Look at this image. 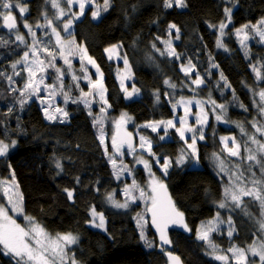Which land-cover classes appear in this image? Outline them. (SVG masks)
I'll return each instance as SVG.
<instances>
[{
    "label": "trees",
    "instance_id": "obj_1",
    "mask_svg": "<svg viewBox=\"0 0 264 264\" xmlns=\"http://www.w3.org/2000/svg\"><path fill=\"white\" fill-rule=\"evenodd\" d=\"M22 1L23 5L28 6L25 22L33 26L36 40L39 41L36 47L42 57L49 60L50 57L42 49L47 47L50 51H56L51 27L35 25L46 24L45 14L48 20H53V14L57 11L50 0ZM97 2L104 5V0ZM184 2L186 6L183 8L176 6L175 2L171 8H166L165 0H110L107 11H103L102 6L100 19L95 20L91 11H87L73 21V28L69 31L71 36L67 34L68 37L74 39L77 45L85 46L103 72L107 101L111 107V112L105 118L106 124L98 119L102 114L98 105L90 104L88 99L89 104L84 103L86 97H83V93L90 90V85H75L68 78H63V90L56 89L59 97L57 104L63 106L67 117L56 113V121L46 119L44 108L48 105L43 100L46 95L39 99L33 95L21 105L20 101L27 96V93L21 95L27 75L23 68L13 70L12 64L30 49L33 40L25 43L16 40L10 29L4 26L3 17H0V73L3 74L0 75V140L8 144L16 142L14 149L0 157V180H12L11 174L15 173V181L23 194L25 213L48 234L72 233L77 237L76 246L69 252L70 256L74 252L77 264H168V251L179 255L184 264H222L214 259L208 242L197 238L201 226H206L211 219L216 220L217 213L220 220L216 223L220 228L218 232L212 231L209 240L218 246L216 254L229 256V264L234 262L231 260L232 253L227 252L228 248L247 249L255 242L264 240L260 229V221L264 217L261 216L259 201L247 197L242 199L241 207H235L231 200L228 209L218 207L219 203L229 201L225 199L224 189L231 181L229 175L220 171L213 156L215 153L225 161L228 172H234L233 165L239 164L248 187H252L249 182L252 178L249 180L248 177L253 172L255 178H261L260 166L254 161L240 160L230 157L226 151L222 152L224 145L220 138L234 137L241 144V156L247 155L243 147L245 142L254 151L257 149V145L249 141L250 135L264 142V136L253 127L254 122L257 127L264 126V116L259 111L264 103L258 95L264 90V46L253 41L248 46L249 51H244L236 38H232L227 42V51L219 50L215 27L224 21L226 7L232 9L231 30L246 24H257L264 19V0ZM23 24L20 31L26 34L27 28ZM173 24L179 29L177 34L175 29L170 28ZM61 32L64 33L62 29ZM177 35L179 39L174 42L173 37ZM168 42H171L179 59L168 55ZM114 45L119 46L120 56L127 59L133 72V82L128 84L129 88L139 90L137 97L131 101L126 100L120 86L118 71L121 65L110 60L105 51ZM189 60L195 69L192 74H184L181 68L187 66ZM54 63L66 74V68L60 67L58 60ZM213 64L218 67H213ZM254 67L261 72L260 81ZM14 72H19V75ZM49 73L50 83H56L55 69L49 67ZM7 76H11L14 83L10 84ZM198 76L204 83L195 94L190 87L191 81ZM165 80L176 87H169ZM64 92L69 96L67 102ZM192 96H197L201 102L212 104L215 101L216 105L222 104L227 110L225 114L212 104L222 113L224 122L217 121L212 111L208 110L209 122L203 135L205 140L198 142V167H193L194 161L184 165L176 163L182 150L185 153L190 151L175 132H172L170 141H161L158 135L143 128L150 122L173 119V105L180 98ZM73 100L79 102L74 103ZM123 113H127L133 121L131 130L139 128L138 132L152 143L154 155L149 158L150 163L155 158L161 162L168 158L173 164L162 183L167 186L177 209L184 214L188 228L175 225L170 229L167 236L171 243L166 246L159 242L152 230L149 211H139L141 206L134 205L132 200L128 208H117L107 199L108 195H112L122 203L126 196L123 189L128 188L127 185L135 181L142 186L150 180L148 173L150 176L160 174L154 165L155 173L145 171L144 165L135 167L136 162L131 159L115 157L113 149L105 151L99 138L101 127L103 133H107L111 127L115 132L117 119ZM61 119L64 122H60ZM124 123V130L132 134L134 145V133L127 128L131 125L126 120ZM237 125L242 126L247 135ZM200 129L198 126L197 133ZM229 145L232 147V143ZM126 146H122L120 152ZM256 154L260 159L261 154ZM110 157L116 160L115 167ZM187 157L192 159L191 156ZM57 163L61 168L56 167ZM250 164L253 165L251 172L248 171ZM117 169H123L119 172V178ZM131 171L134 180L123 179ZM65 189L73 192L71 199ZM6 200L7 197L0 190V204L5 206ZM92 208L103 214L104 228L92 227ZM138 216L148 221L144 225V232L152 247L141 239ZM229 217L231 224L228 223ZM230 228L233 229L231 237L228 236ZM0 264H16L13 256L5 255L1 246Z\"/></svg>",
    "mask_w": 264,
    "mask_h": 264
},
{
    "label": "snow or ice",
    "instance_id": "obj_2",
    "mask_svg": "<svg viewBox=\"0 0 264 264\" xmlns=\"http://www.w3.org/2000/svg\"><path fill=\"white\" fill-rule=\"evenodd\" d=\"M52 7L56 8L58 10L57 15L58 17H63L67 14L63 8L60 7V3L58 0H50ZM87 3H93L94 0H66L67 5L69 6V9L74 3L79 4V15L76 13H72V19H69L67 22L63 25V31L67 32L69 36H71V32H69V29L72 25L73 19H78L80 15H83L84 9ZM173 2H175L176 6H186L184 0H165L164 6L166 8H171L173 6ZM110 4V0H104L103 5V11H107ZM18 8L19 12L23 14L26 12V8L20 7L19 3H13V0H0V17H3L4 26H6L8 29H17V23H16V17L13 15L11 9ZM8 10V11H5ZM228 22H231V12L232 9L226 7L224 9ZM101 12V8L99 5L96 6L95 10L92 11L91 15L93 18H98ZM46 24L40 25L36 24L35 27H51L52 33L56 37V46L59 47V55L63 58L64 63L68 65V69L72 68L71 61L69 60L68 56L73 53L74 49H77L79 51V58L81 62L86 59L88 64H91L96 69V74L98 75V79L93 81L91 79V76H85L84 79L88 80V83L91 85V88L95 90V92H86L83 93V97H93L96 96L99 97V100L103 103H107V100L105 99V93L107 89L104 86L103 83V72L101 71L100 67L96 64V61L87 55V50L83 46H78L75 44V41L68 40L64 41L61 38L60 32L57 31L55 27H52V21L47 19V14H45ZM23 26L28 29L29 34L33 37V42L31 46V51L35 59L31 60L29 62V53L26 51L23 54V58L21 60H18L16 63L12 64L13 70L17 68V64L25 63L27 62V72H28V79L24 84L23 91L21 92V95L24 96L25 93H27V96L25 99L21 100L20 103L23 105L28 98L35 95L38 99L40 98V92H41V85H44L45 89H52V91L49 92L50 97H54L57 95V92L55 89L59 88L60 90H63L64 84H63V77H64V71L61 70V68L56 67L54 61L57 58V53L51 52L48 50L47 47H44L42 51L47 53V57H50L48 60V63H45V59H41L38 55L37 47L36 45L39 43V41L36 40V33L33 30V26L29 25L27 22H24ZM264 26V19H262L258 25H252L251 27L254 28L257 32V34L260 36L261 40H264V30H262V27ZM220 32L221 35H223V30L227 27L226 23L220 24ZM249 25H244L241 29L237 30V35H240L241 33H244L243 40L248 39L247 33H245V29L249 28ZM170 28L175 29L176 32H179V29L176 27V25H170ZM179 39V36L176 37ZM16 39L21 41L22 43L25 42L24 36L19 33L17 30L16 33ZM155 47V46H154ZM217 47H223V43L218 40L217 41ZM67 49V54H65ZM106 52H108L109 59H111V53L116 51L115 47L105 49ZM163 54V53H162ZM168 55L175 56L177 59H179V55L176 53L175 49L172 48L171 42H168ZM124 59V64L127 68L128 61L126 58ZM213 67H218V65L213 64ZM47 67H52L55 69V72L57 73V76L55 79L59 81V83H53L51 85L45 84V77L39 76V73H43L46 71ZM194 65L192 64L191 60L188 61L187 66H182V70L185 72V74H189L192 70H194ZM254 71H256L257 77H261V72L254 67ZM81 72H87L86 67H81ZM15 75H19V72H14ZM0 75H3L0 73ZM38 77V78H37ZM73 81H78L81 79V77H77L75 74H72L71 76ZM221 78L223 79V74L221 73ZM6 79L11 83H14L11 76H7ZM123 77H121V87L123 88ZM193 84L199 86L204 83V80L202 78L194 79L191 81ZM165 84L168 85L171 88H175V84H171L169 81L165 80ZM228 87H231L228 85ZM13 91H19V89H13ZM83 91V90H81ZM127 92V89H125ZM139 90L133 87L131 92H127L128 97H131L133 92H138ZM64 100L67 102L69 99L68 93L64 92ZM261 102H264V90H261L258 93ZM157 100H159V97L157 96ZM73 102H79L78 100H73ZM44 101L41 100V104H43ZM85 105L89 104V101L87 99H84ZM180 105L184 107V115L182 117L177 118V121L180 125V127L176 126V123L173 120H167V121H159L150 123L148 125H145L146 127H150L152 131H157V129L160 127V125H164L165 127V135L167 128L172 127L176 128L177 133L179 134L180 138L182 140H185V143L188 144V148L191 150L188 153H185L183 150L181 151V154L176 160L177 164H183L186 162V157L191 156L193 161L198 163L199 161V155L198 151L196 149V139H204L203 132L200 131L197 133L196 128L189 126L188 122V116L191 114L190 112V106L193 104V100H184L181 98L180 101H178ZM195 103L200 105L201 113L200 115L196 116L195 123L199 125H203L207 122V113L204 112L203 109V102L196 101ZM212 104L215 105V107H218L220 109H224L225 106L220 104L216 105L215 101H212ZM176 105H173V108H175ZM53 108V105L49 104L47 107L44 108V113L46 119L50 121H56L58 119L56 113H60L62 117H67L68 113L65 112L62 108L55 107L54 110L50 113L49 109ZM101 111H104L103 108H101ZM260 114L264 116V106H260L259 108ZM91 115V113H89ZM127 114H124L121 116L120 121L117 122V128H120V126L124 123L125 116ZM216 120L219 121L222 119V116L217 115ZM60 122H64L63 119L60 120ZM99 123V121H97ZM238 127H241V132L244 133V129L242 126L237 125ZM253 127L256 128V131L259 132L262 136H264V126L257 127L256 123L254 122ZM101 135H100V141L103 144L104 143V134H103V128L101 127ZM192 133L191 136V143H188V140L185 137V133ZM247 135V133H244ZM119 135V134H118ZM160 139H164V136H161ZM221 142L224 145V148L221 149V151H226L230 157H237L240 160H247V161H254L256 165L260 166L261 171V178L257 179L255 178V173H252V179L249 181L252 185V187H248L247 183H244V175L243 172H241L240 165L234 164L233 167L235 169L234 172H228L225 167V161L221 160L220 157L213 153V156L215 157L217 161V166L219 167L221 172H225L227 175H229V180L231 183L225 187L224 189V195L225 199H230L232 203L235 205V207H241V204L243 203L242 198L244 196L251 197L253 200L259 201L260 207L262 210H264V142L258 140L255 135L249 136V141L252 144H256L258 147L256 151H254L252 148L248 146V143L245 142L244 144V151L247 153L246 156H241V144L236 142L234 137H221ZM229 140L232 141V147H229ZM127 145L129 149H132L134 152L135 149H133L132 145V134L125 132L123 136L119 138V143L117 142V136L114 135L112 137V147L116 149L117 152H120V149L122 146ZM12 147H15V141L12 142ZM140 148L146 149L150 154L151 153V142L146 140L145 137H140ZM9 151V144L4 143L2 140H0V157L5 156ZM105 151H107V147H105ZM257 152L261 154V158L258 159ZM123 155V153H121ZM112 164L115 167L116 160L112 159ZM144 164L145 168H149L150 166L147 161L142 160L140 161ZM157 162H159L157 160ZM171 161L166 160L163 167V170L165 174H167V168L169 167ZM57 168H61V165L59 163L56 164ZM253 165L250 164L248 167V171L251 172ZM123 169H117L116 175L117 178H119V172ZM12 181L11 183L8 180H0V190L3 191L4 196L7 197V203L11 206V211L15 212L16 214H23V194L19 191V184L15 181V173L12 174ZM154 176V174H152ZM133 188H136L140 192V197H145V192L143 189H140L138 185H136L135 181H133L132 184ZM67 192L68 198L71 199L73 196V192L65 189ZM125 194L129 195V189L125 188ZM151 193L152 195L148 197V199L151 200V207L148 208V211L151 212V224L156 228L157 232L160 235V241L163 244H170L171 241L168 239L167 236V228L170 224H176L180 225L181 227H184L187 229V225L184 223V214L180 211H178L172 202L171 198L167 194V189L165 185L162 182H159L155 179L152 180L151 184ZM107 199L113 203V205L117 208H128L127 201L125 203H120L118 201H115L113 199L112 195H108ZM227 205L225 202L219 203V208H225ZM246 211V209H243ZM91 215L94 218V225L99 228H104L105 226V219L102 213H97L95 208H92ZM262 215H264V212H262ZM25 219L29 222V226L22 227L17 221L13 218V216L9 215V208L5 207L4 205L0 204V246H2L5 255H11L16 261V264H68V261H71V264H77L76 260L74 259V254L72 256L69 255L67 248L70 245H73L77 242V237L74 236L72 233H66V234H60L57 233L55 237H52L50 234L46 232V230L41 227L39 224L34 222V219L30 216H25ZM98 220V223L96 222ZM220 220L219 213H217L216 220L210 221L209 226L207 230L205 229V226H201V232L198 233L197 238L203 241H207L209 244V247L212 249V254L214 256V259L221 261L222 264H229V256L224 254H216L218 251V246L209 240V232L215 231L216 228L214 225H216V222ZM222 222V221H220ZM148 223L147 220L144 219L143 216L137 217V225L140 228V236L141 239H143L148 247H152L153 244L151 241H149L145 235L144 232V225ZM228 223L231 224V218L229 217ZM260 229L262 232H264V220L260 221ZM233 234V229L228 230V236L231 237ZM227 252L232 253L231 260L234 262V264H257L256 260L249 261V257L247 253H250L251 256L259 257V264H264V240H261L259 243H254L253 245H250L247 249L239 248V247H230L227 249ZM171 257V254H169ZM173 260L178 261L177 257H171Z\"/></svg>",
    "mask_w": 264,
    "mask_h": 264
},
{
    "label": "rangeland",
    "instance_id": "obj_3",
    "mask_svg": "<svg viewBox=\"0 0 264 264\" xmlns=\"http://www.w3.org/2000/svg\"><path fill=\"white\" fill-rule=\"evenodd\" d=\"M24 1H26V0H24ZM97 1L98 0H94L93 3H87L86 2V6H85V9H84L83 15L87 11H91V13H92V11L95 10V8H96L97 5H99L100 8H102L103 5L102 4H99ZM17 2L19 3L20 7H24L22 0L21 1H19V0H13V3L14 4L17 3ZM58 2L60 3V7L63 8L65 10V12H67V14L64 15L63 17H58L57 13L53 14V20H51L52 21V27H56L58 25L56 27V29H57L58 32H60L61 38L64 41L72 40L70 37H68V35H67L68 33L67 32H64V31H63L64 33H62L61 32V29L63 30L64 23L67 22L70 19V17H72V13H76L77 15H79V4L78 3H74L71 6V8L69 9V6L67 5L66 0H58ZM24 8H26V7H24ZM27 9H26V12H24L23 14H21L19 12V9L18 8H15L14 7L13 9H11L13 15L16 17L17 29H11L10 32L16 37V33H17V30H18L19 33L24 36L25 42L27 40H30V41L33 40V37L29 34L28 29H27L26 34L23 31L22 32L20 31V25L23 24V21L25 22L26 15L28 14ZM54 9H56V8H54ZM5 11H8V10H5ZM56 11L58 12L57 9H56ZM101 13L102 12H100V14ZM83 15H80L79 18H81ZM96 19H100V15H99L98 18H95V20ZM74 20L75 19L72 20V25H71L69 31L73 28V25H74V22L73 21ZM20 22H22V23H20ZM223 23H226L227 24V27L223 30V33H224L223 35H221L220 27H219L221 23L215 27V31H216L217 36H218V40H220L223 43V47H218L219 50L227 51L228 50L227 42L230 39H232V38H236V40L239 42V44H241V48L244 51H249L248 50V48H249L248 46L253 41H258V42H260V44L262 46H264V40H261V38L257 34L256 30L251 27L252 25H249L250 27L247 28V29H245V33H247V35H248V39L247 40H243L244 33H241L240 35H237V30L238 29L231 30V28H232V12H231V22H228L227 16H225V19H224ZM258 24H259V22L257 24H254V25H258ZM261 27H262V30H264V26H261ZM239 29H241V28H239ZM51 32H52V30H51ZM64 35H66V36H64ZM52 37H53V40H54V45H55L56 51H51V52L57 53L56 60H58L61 63L60 67L61 66H64L66 68V74L63 77L64 79L68 78L75 85H79V86L82 83L89 84L88 83V80L83 78L86 75L87 76H91V79L93 81H95V80L98 79V75L96 74L95 67H93L91 64H88V62H87L86 59L82 63L81 60H80V58H79V51L77 49H74L73 50V53L68 56V58H69V60L71 61V64H72V68L71 69H68V65H66L64 63L63 58L59 55L60 49H59L58 46H56V43H55L56 42V37H55V35L53 33H52ZM73 41H74V39H73ZM75 44L77 45L76 42H75ZM81 46H83V45H81ZM83 47L85 48V46H83ZM112 47H115L116 48V51L113 52V53H111V57L112 58L110 60L118 63L119 65H121L119 67V71H118V78H119L120 86H121V77H123L124 78L123 79V85H124V87L123 88L121 87V88H122V91L124 92V95H125L126 100L131 101V100L135 99L137 97V95H138L136 92H133V94H132L131 97H128V95H127V92H131L132 89H133V88H129V85H128L129 83H132L133 82V72H132V70L130 68L129 63H128L127 68H126L125 64L122 65V63H124V59L120 56V48H119V46L118 45H114V46H111L109 48H112ZM37 51H38L39 57L41 59H45L44 57H42L40 50L37 49ZM27 52L29 53V62L31 60H33V59L36 58L32 54L31 47H30V49L27 50ZM23 54H24V52H23ZM23 54H22V56H21V58L19 60H21L23 58ZM65 54H67V49H66ZM87 55L90 56L88 54V52H87ZM107 55L109 57L110 54L107 52ZM45 63L47 64L48 63V60L45 59ZM82 66L83 67H86V69H87V72L86 73L85 72H81V67ZM22 68H23L25 74L27 75V79H28V72L26 70V68H27V62L21 63V64H17V69H22ZM181 70H182V68H181ZM192 71L189 74H192ZM77 72L80 73V74H77ZM182 72L185 74V72L183 70H182ZM72 74H75L77 77H81V79H79L78 81H73L72 78H71ZM41 75L45 77V84H48V85L53 84V83H50V80H48V77L51 76L50 73H49V67L46 68V71L45 72L39 73L38 74V77L41 76ZM261 77H262V75H261ZM261 77H257V80L260 81L261 80ZM55 82L57 83L58 81L55 79ZM103 83H104V77H103ZM104 86H105V84H104ZM201 86H203V84L197 86V85H195V84L192 83V87H190V90H193V92L195 94H198V88L201 87ZM125 89H127V92L125 91ZM50 91H52V89H45L44 88V85H41V92H44V94L40 93L39 94V95H41L40 98L42 96H44V95H46L47 97H50L49 96V92ZM55 91L57 92L56 89H55ZM88 92H95V90H93L91 88V85H90V90ZM47 97H44L43 98V100L47 103V105H49V104L55 105V106H53V108H50L49 109V112L50 113H51V110H54L55 107H59V108H62L63 109V106L57 104L58 101H59V97L57 95L54 96L55 98L53 97L54 99H51L52 97H50V99L47 98ZM85 99L90 100V104H96L100 108H103L104 109V111H102V114L98 117V119H99V121L102 124H106L105 118L107 117V114L109 115V113L111 112V107H110L108 101L105 104V103H103L102 101L99 100V97L98 96H96L95 98H93V97H89V98L86 97ZM105 99L107 100L106 93H105ZM183 99L184 100H189V99L193 100V104L190 106V112H191V114L188 116L189 126L195 127L196 128V131H197V128L199 126L201 128L200 131L203 132V135L205 133V131H204L205 130V127H207L208 122H209V114H208V110L209 109L212 111V115L213 116H215V117L217 115L222 116V119L220 121L221 122H224L222 113L219 112L218 110H216L215 108H213L212 104L209 103L208 101H203V109H204V112L207 113V122L205 124H203V125L196 124L195 123L196 116L202 114L201 113L200 105L197 104V103H195L196 101H199V100H197L198 99L197 96H192L190 98H183ZM49 100H50V103L48 102ZM180 100H181V98L178 101H180ZM204 103L206 105H209L211 108H208ZM175 105H176V107L175 108H172L173 109V112H174V118L171 119V120H173L176 123V126L177 127H180V125H179V123L177 121V118L182 117L184 115V107L182 105H180L178 102ZM222 112L226 114L227 113V110L226 109H222ZM124 114H127V113H123V115ZM119 120L120 119L118 118L117 119V122ZM125 120L127 122H129V125H131V126H128L127 128L131 132L134 133V136H135V139H136V142L133 145V149H135V151L133 152L132 149H129L127 146H126L127 148H125L121 152L115 151V148L112 147V137L115 135L117 128H116V130L114 132V128L113 127H111L110 130L107 133H103L104 134V143L102 145H103L104 149H105V147H107V150L108 149L109 150L113 149L112 150V153H113V155L115 157H117V158L124 157L126 159H131L133 162H136L135 167L143 166L144 165L143 163L140 162L141 159H142V160L147 161L148 164H150V169H152V170H148L147 168H145V171H151V172H154L155 173V171L153 170L154 167H155V169H157L158 173L160 171V174L159 175L155 173L154 176H150V174L148 173V176L150 177V180L148 182H146L145 184H143L142 186L138 185L139 188L140 189H143L144 192H145V194H146L144 198H141L140 197V192L138 191V189L133 188L132 187V184L131 185H127L128 186V189H129V195H126L125 196V200L122 203H125L127 201V203L129 204V201L132 200L134 205H140L141 206V208H140L139 211L147 212L148 211V208L151 207V200L148 199V197H150L152 195V193H151L152 180L155 179V180H157L159 182H163V179L166 178L168 172L172 169V165L173 164H172V162L170 163L169 167L167 168V174H165L162 166L164 165V163H165L166 160H168V161H171V160H169L167 158V159H164L163 162H161L160 159L155 158L153 160V162L150 163L149 158L152 156V154H150L148 151H146V149L140 148V137L143 136V135L140 132H138V129L139 128H135L134 131L131 130L132 127H133V125H132L133 124V121H132V119L130 118V116L128 114L125 116ZM155 122H159V121H155ZM150 123H154V122H150ZM150 123H147L146 125H148ZM143 128L146 129L147 131H150L153 134L158 135L159 137L164 136V139H160L161 141H170L172 139V132L173 133L175 132V134L179 138V140H181L185 144V146L188 148V144L185 143V140H182L180 138L179 134L176 131V128H172V127L167 128V130H166V133L167 134L166 135H165V127H164V125H160V127L157 129V131H152V129L150 127H146L145 125L143 126ZM113 132H114V134L112 135ZM191 136H192V133H188V132L185 133V137L188 140V143H191V141L189 140V139H191ZM145 139L149 141L148 138L145 137ZM204 140L205 139H202V140L199 139V138L196 139V149L198 151V155H199L198 142H202ZM230 143H232L231 140H229V144ZM6 144H8V143H6ZM15 147H16V142H15ZM15 147H12V144H9V151H10V149L11 150L14 149ZM229 147H230V145H229ZM152 148H153V145L151 143V153H152ZM189 151H191V150L189 149ZM121 153H123V155H121ZM157 160L159 162H157ZM192 162H193V159H190L189 157H186V162L183 163V164H179V165H184V164H188V163L191 164ZM116 165H117V163H116ZM152 165H154V167ZM193 167H198L197 163H195L193 165ZM125 175H127L128 177H123V179L129 178L131 180H134V178H135L132 175V171L130 173L125 174ZM248 178L250 180V178H253V177L252 176H249ZM11 181L12 180H9L10 183H11ZM19 191L21 192L20 189H19ZM123 192L125 193L124 189H123ZM247 197L248 196H244L243 198H247ZM113 199L115 201H118V200H116V197L115 196H113ZM137 199H140L141 201L140 200H137ZM225 203L227 205L225 208L228 209L229 208L230 199H229L228 202H225ZM130 204H132V202H130ZM5 207L9 208V215L13 216V218L17 221V223H19L22 227H26L27 228L29 226V222L25 219V216H28V215L24 211V206H23V214H19V215L16 214L15 212H12L10 210L11 209V206L8 205V203H6ZM129 208H131V207H129ZM259 209H260L261 214H262V212H264V210H262L261 208H259ZM261 216L264 217V215H261ZM213 220L214 219H211V220H209V221L206 222V224H205L206 226H205V229L204 230H207V228L209 226V222L210 221H213ZM217 223H219V222H217ZM217 223H216V225H214V227L216 228V230L218 232V230L220 228V225L218 226ZM92 227L93 228H98V227H96L94 225V223L92 224ZM138 229H139V233H140V228L138 227ZM199 232H201V230ZM211 233H212V231L209 232V237H210ZM262 234H263L262 236H264V233L263 232H262ZM51 236L52 237H55L56 235H51ZM255 243H259V242H255ZM76 244H77V242L75 244H73L74 246L73 245H70L67 248L68 253L71 252V250H73L72 248H74L76 246ZM73 254H74V252H73ZM247 255L249 257V260L251 259V260L259 261V257L258 256L253 257V256H251L250 253H247ZM68 264H71V261H68Z\"/></svg>",
    "mask_w": 264,
    "mask_h": 264
},
{
    "label": "water",
    "instance_id": "obj_4",
    "mask_svg": "<svg viewBox=\"0 0 264 264\" xmlns=\"http://www.w3.org/2000/svg\"><path fill=\"white\" fill-rule=\"evenodd\" d=\"M124 126H125V123H123V124L120 126V128H118V130H117L116 136H117V142H118V143H119V138H120L121 136H123L124 133L126 132V131L124 130ZM118 134H119V135H118ZM132 145H133V140H132ZM164 185H165V184H164ZM165 187H166V189H167V194H168V196L171 198L170 192H169V190H168V188H167L166 185H165ZM171 200H172V198H171ZM172 202L174 203L173 200H172ZM174 205H175V203H174ZM175 207H176V205H175ZM176 209H177V207H176ZM177 210H178V209H177ZM178 211H179V210H178ZM184 223L187 225L185 217H184ZM150 224H151V212H150ZM175 225H176V224H170V225L168 226V228H167V232H168L170 229H172ZM179 226H180V225H179ZM151 227H152L153 232H154L155 235L157 236L159 242H160L163 246L168 245V244H163V243L160 241V235H159V233L157 232L156 228H155L152 224H151ZM180 227H181V226H180ZM182 228H184V227H182ZM187 228H188V226H187ZM184 229H185V228H184ZM169 254H171V257H177V258H178V261L173 260V259L170 257ZM166 258H167V260H168V264H184L183 261H182V259H181V257H180L179 255L173 253V252H169V251H168L167 254H166Z\"/></svg>",
    "mask_w": 264,
    "mask_h": 264
},
{
    "label": "bare ground",
    "instance_id": "obj_5",
    "mask_svg": "<svg viewBox=\"0 0 264 264\" xmlns=\"http://www.w3.org/2000/svg\"><path fill=\"white\" fill-rule=\"evenodd\" d=\"M26 16H28V14L26 15ZM29 24V23H28ZM30 25V24H29ZM175 33H176V31H175ZM177 34V33H176ZM173 41L175 42V41H177V38H175V37H173Z\"/></svg>",
    "mask_w": 264,
    "mask_h": 264
},
{
    "label": "flooded vegetation",
    "instance_id": "obj_6",
    "mask_svg": "<svg viewBox=\"0 0 264 264\" xmlns=\"http://www.w3.org/2000/svg\"><path fill=\"white\" fill-rule=\"evenodd\" d=\"M24 7H26V9L28 8V6H27V5H24ZM27 12H28V9H27Z\"/></svg>",
    "mask_w": 264,
    "mask_h": 264
}]
</instances>
